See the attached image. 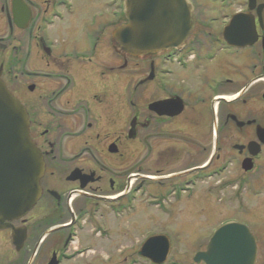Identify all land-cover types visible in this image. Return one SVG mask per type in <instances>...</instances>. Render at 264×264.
I'll return each mask as SVG.
<instances>
[{"label":"flooded vegetation","instance_id":"1","mask_svg":"<svg viewBox=\"0 0 264 264\" xmlns=\"http://www.w3.org/2000/svg\"><path fill=\"white\" fill-rule=\"evenodd\" d=\"M75 1L0 0V78L44 164L35 206L0 227V264H94L93 246L116 249L106 262L153 264L143 242L171 241L141 240L140 197L188 215L211 181L216 201L251 213L234 200L264 193V0H187L184 46L130 59L111 38L119 4L110 21L107 0L79 14ZM129 62L142 73L131 88ZM228 222L252 233L238 217L216 228Z\"/></svg>","mask_w":264,"mask_h":264},{"label":"water","instance_id":"2","mask_svg":"<svg viewBox=\"0 0 264 264\" xmlns=\"http://www.w3.org/2000/svg\"><path fill=\"white\" fill-rule=\"evenodd\" d=\"M123 6L124 23L112 31L111 38L115 50L127 59L180 49L194 26L187 0H124ZM43 172L41 155L29 137L25 110L0 79V227L22 218L35 206ZM141 252L153 264H164L169 241L164 236L150 237ZM256 255V240L249 228L230 222L213 233L206 250L196 253L193 261L255 264Z\"/></svg>","mask_w":264,"mask_h":264},{"label":"rangeland","instance_id":"3","mask_svg":"<svg viewBox=\"0 0 264 264\" xmlns=\"http://www.w3.org/2000/svg\"><path fill=\"white\" fill-rule=\"evenodd\" d=\"M107 1L110 9L109 19L110 21H116L119 13L117 11V4H119L121 10L123 0ZM203 2L204 0H197V3L203 4ZM94 8L95 4L91 0L75 1V9L78 14L82 11L84 13L87 11L92 12ZM140 74L142 73L137 69L135 63L129 62L125 69L126 84L130 85L131 88V86L136 83ZM1 79L3 83L6 84L10 77L3 75ZM129 97L130 96L128 95L127 100L129 99ZM212 184L213 181L201 185V190L203 191H200L203 193L201 194V196L204 195V191H207V196L204 195V201H197L200 205V207H197V210L195 208L196 203H190V206H186L187 210L190 208L188 215L187 213L183 212L184 208L179 204L178 206L174 207L173 216H164L158 213V211H156L154 207H150L148 203H146V197H140L138 210H140L139 215L141 240L143 241L147 236H150L154 233L168 234V237L171 241V246L169 254L167 256V259L169 261L166 264H173V260L181 262L179 264H193L192 259L194 255L198 252H203L206 245V239L209 236L210 232H212L213 229H215L224 220H227L228 218L238 217L245 221L250 220L249 226L252 228V233L255 234L258 238L257 264H264V230H262V228H264V193H261L257 187L255 188L256 191L258 190V192L255 191L253 195H250L248 192L243 195L241 193V198H239V200H234V203L239 204V201H241L242 206H247L250 204L249 206H251L252 212L246 214V212L240 213L236 211L238 215H235L233 214L234 211L231 210V207H234V204L231 201L228 204L223 203L225 198H223L220 203L216 201V191L215 189L213 190ZM208 185H210L209 188ZM208 192L214 195L215 201L211 196L208 195ZM166 207V204H164V208ZM251 221H253L254 224H252ZM92 249L97 252L94 259L99 261L97 262L92 259L94 264H113L111 261L106 262V259L114 260L118 258L117 254L115 253L116 249L112 246H93ZM102 260H104V262H102Z\"/></svg>","mask_w":264,"mask_h":264}]
</instances>
